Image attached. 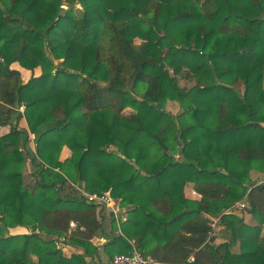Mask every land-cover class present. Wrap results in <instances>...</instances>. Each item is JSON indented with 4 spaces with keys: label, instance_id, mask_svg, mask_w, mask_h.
I'll use <instances>...</instances> for the list:
<instances>
[{
    "label": "trees",
    "instance_id": "16d2710c",
    "mask_svg": "<svg viewBox=\"0 0 264 264\" xmlns=\"http://www.w3.org/2000/svg\"><path fill=\"white\" fill-rule=\"evenodd\" d=\"M263 79L264 0H0V264H264Z\"/></svg>",
    "mask_w": 264,
    "mask_h": 264
},
{
    "label": "built area",
    "instance_id": "2783aa9c",
    "mask_svg": "<svg viewBox=\"0 0 264 264\" xmlns=\"http://www.w3.org/2000/svg\"><path fill=\"white\" fill-rule=\"evenodd\" d=\"M19 112L23 113V107H20ZM75 190L81 195L85 201L89 204L94 205L97 209H105L110 215L111 218L114 219L117 226H120V223L125 222L127 220V211L125 208L120 206V200L112 198L110 194L102 193V194H89L82 187H75ZM247 206L246 201L239 203L235 209L244 210ZM232 211L229 210L225 214H230ZM212 225V224H211ZM210 225V226H211ZM75 225L71 223V227ZM212 228V226H211ZM106 238L98 239V246L103 245L106 242ZM64 237H58L55 241V245L58 248H64ZM190 263L193 262V258L190 257L188 260ZM110 264H158L154 262L150 257L144 256L140 253L136 248L133 247L132 251L126 254H117L113 257Z\"/></svg>",
    "mask_w": 264,
    "mask_h": 264
},
{
    "label": "rangeland",
    "instance_id": "374dc122",
    "mask_svg": "<svg viewBox=\"0 0 264 264\" xmlns=\"http://www.w3.org/2000/svg\"><path fill=\"white\" fill-rule=\"evenodd\" d=\"M77 8V7H76ZM30 76V74L28 73V77ZM28 77L25 75L24 76V78H23V82H26L27 80H28ZM180 84L182 85L183 84V82L181 81L180 82ZM263 87H264V79H263ZM23 107V106H22ZM167 109L169 110V111H171L172 113H177V111H178V107H177V104L176 103H173V102H169V103H167ZM23 110H24V107H23ZM19 111V110H18ZM21 113V112H20ZM18 126L21 128V129H27V125H26V123L24 122V119H21L19 122H18ZM30 137V139L32 140V143H31V145H30V149H31V151H34V144H33V136L32 135H30L29 136ZM114 151V150H113ZM35 152V151H34ZM62 158H66L67 156H69V153H68V151L67 150H64L63 152H62ZM31 170H32V167H31V165L30 164H28V166L26 167V169L24 170V180H25V186L26 187H31L32 185H33V181H34V178H33V176H32V174H31ZM253 181H257L258 183H262V182H264V177L262 176V175H260V174H255V175H253ZM256 182V183H257ZM119 200V199H118ZM240 203V202H239ZM239 203H237L236 204V207H237V205L239 204ZM97 210H99V209H97ZM103 211H104V214L105 215H108V213H107V211L105 210V209H103ZM227 211H229V210H227ZM227 211H225L224 212V214L225 213H227ZM245 212V210H240V209H237V210H232V212H233V214H235L237 217H243V215L244 214H246V213H244ZM104 215V216H105ZM217 218H219V217H217ZM218 219H215L211 224V226H212V229H213V232H214V234L215 233H217L218 231V237H220V238H223L224 240L223 241H229V239H230V233L226 230V229H224V230H218V228H219V226L218 225H220V224H218L219 222H220V220L219 221H217ZM218 225H217V224ZM221 223V222H220ZM222 225V224H221ZM108 228V227H107ZM117 228H118V230H117V235L118 234H120V229H119V227L117 226ZM18 232H21V230L20 231H18ZM224 233V234H223ZM262 236H264V227H263V230H262V234H261ZM222 241V242H223ZM215 244H218V242L217 243H215ZM233 250H235L234 248H233ZM105 261V264H110L109 263V261H107L106 259L104 260Z\"/></svg>",
    "mask_w": 264,
    "mask_h": 264
},
{
    "label": "crops",
    "instance_id": "0c3cea01",
    "mask_svg": "<svg viewBox=\"0 0 264 264\" xmlns=\"http://www.w3.org/2000/svg\"><path fill=\"white\" fill-rule=\"evenodd\" d=\"M28 73L30 74L29 71H23V78H24L25 75L28 77ZM29 77H30V76H29ZM29 77H28V78H29ZM24 122H25V120H24ZM6 131H7L6 128H0V133H5ZM64 158H65V157H64ZM253 175H255V174H253ZM253 175H252V178H253ZM253 182H257V181H253ZM257 184H259V183L257 182ZM184 195H185V198H187V199H189V200L198 201V200L200 199V195H198V194H197V193L191 188V186H188V187L185 188ZM104 215H105V214H104ZM105 216H106V215H105ZM215 219H218L217 221H219V218H215ZM243 219H244L245 223H247V224H252V223H253L251 216L248 215V214H244V215H243ZM216 224H217V223H216ZM218 224H220V225H218ZM218 224H217V225L219 226L218 230L221 231V230H224V229H225L224 226L221 225L222 223L219 222ZM107 231H108V230H106V233H107ZM218 232H219V231H218ZM218 232L215 233V234H214V232H213L212 236L215 237V243L218 242V244H220V243H222V241H223L224 239L218 237ZM223 234H224V233H223ZM100 238H104V237H103V236H102V237L99 236V237L94 238V240H93L94 245L98 246V239H100ZM223 242H225V241H223ZM99 246H102V245H99ZM70 251H71V250H69V252H70ZM104 260H105V259H104ZM104 260H103V264H105V261H104ZM92 264H98V263H92Z\"/></svg>",
    "mask_w": 264,
    "mask_h": 264
},
{
    "label": "water",
    "instance_id": "95a60500",
    "mask_svg": "<svg viewBox=\"0 0 264 264\" xmlns=\"http://www.w3.org/2000/svg\"><path fill=\"white\" fill-rule=\"evenodd\" d=\"M59 14H60V15H62V14H63V12L61 11ZM250 184H251V185H254V183H253V182H251ZM187 252H188V253H190V250H187Z\"/></svg>",
    "mask_w": 264,
    "mask_h": 264
}]
</instances>
